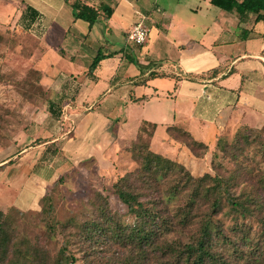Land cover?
I'll return each mask as SVG.
<instances>
[{
	"label": "crops",
	"instance_id": "0c3cea01",
	"mask_svg": "<svg viewBox=\"0 0 264 264\" xmlns=\"http://www.w3.org/2000/svg\"><path fill=\"white\" fill-rule=\"evenodd\" d=\"M12 1L35 41L27 57L47 99L16 155L0 163L1 211H45L60 178L113 176L143 123L156 125L151 151L187 170L181 156L189 160L190 150L169 130L210 153L227 129L264 130V21L256 13L225 12L211 0H83L110 14L89 28L73 17L72 0ZM137 22L148 31L142 46L127 40ZM98 50L115 55L89 73Z\"/></svg>",
	"mask_w": 264,
	"mask_h": 264
},
{
	"label": "trees",
	"instance_id": "16d2710c",
	"mask_svg": "<svg viewBox=\"0 0 264 264\" xmlns=\"http://www.w3.org/2000/svg\"><path fill=\"white\" fill-rule=\"evenodd\" d=\"M210 5L225 12L235 11L239 15L254 12L257 14L256 21H264V0H211ZM70 6L73 17L86 22L89 28L97 22H107L110 15L101 16L100 9L86 5L83 0H72ZM114 55L113 52L98 50L89 66V73L96 69L100 61ZM127 60L141 68L134 58L128 56ZM155 129L156 125L142 124L136 139L130 144L133 159L139 161V166L112 185L113 195L133 218V224H124L122 218L111 211L108 198L99 192L95 193V200L91 203L97 216L82 223L70 219L68 224L77 230V236L84 244L99 247L106 244L105 241L113 240L122 247L135 250L142 262H146L150 254L156 264H237L216 251L217 242L224 240L225 236L214 216L226 205L230 212L245 217L251 214L252 209L261 210L260 201H251L245 195L235 197L229 192L243 185L239 172L228 177H212L208 172L194 176L181 164L153 153L149 140ZM169 131L175 138L177 133L185 137V146L192 153L197 150L208 152L204 144L193 140L187 133L178 129ZM254 132L256 130L246 127L237 129V135L246 142L249 139L247 135ZM143 136L146 141H143ZM215 148L225 151L226 144L221 136ZM212 155L215 156L214 151ZM61 181V178L58 179L52 188ZM168 182L169 188L164 189ZM258 186L264 192V180ZM50 212L51 206L36 216L46 217ZM13 213L21 214L15 209L0 210V264H75L76 258L67 251L68 241L62 243L60 251L52 258L46 250L20 236ZM259 222L264 243V218ZM174 234H186V242L172 239ZM250 260L252 264H264V251Z\"/></svg>",
	"mask_w": 264,
	"mask_h": 264
},
{
	"label": "rangeland",
	"instance_id": "374dc122",
	"mask_svg": "<svg viewBox=\"0 0 264 264\" xmlns=\"http://www.w3.org/2000/svg\"><path fill=\"white\" fill-rule=\"evenodd\" d=\"M15 5L12 0H0V163L16 155L21 136L33 124L38 108L47 99L46 92L38 86V72L30 66L27 57L35 41L21 28ZM247 136L249 139L246 142L237 135L236 129H227L221 135L226 144L225 151L213 147L215 156L204 150L187 152L189 160L181 156L194 176L208 172L212 177H228L239 172L242 176L239 180H244V183L229 192L235 197L245 195L251 201H260L261 210L252 209L251 214L245 217L230 212L226 205L214 216L225 236L224 240L217 242L216 251L237 264H252L250 259L264 251L259 222L264 218V192L258 186L264 180V130H256ZM236 137L239 139L236 140ZM176 138L185 145V137L177 133ZM143 141H146L145 136ZM132 155V149L128 148L124 162L119 163V172L104 181L93 180L84 184L75 177L70 179V184L52 188L45 204V211L51 206V212L46 217L36 216L41 211L13 213L19 235L46 250L52 258L58 254L62 243L68 241L67 251L76 258L75 264H156L153 255L149 254L148 260L142 262L135 250L122 247L113 240L105 241L106 244L96 248L88 246L77 236V230L68 224L70 219L82 223L97 216L91 208L96 192L108 198L111 211L120 216L124 224H133V218L112 193V185L118 178L138 168L139 161L134 160ZM169 186L168 182L164 189ZM172 239L184 243L187 235L174 234Z\"/></svg>",
	"mask_w": 264,
	"mask_h": 264
},
{
	"label": "built area",
	"instance_id": "2783aa9c",
	"mask_svg": "<svg viewBox=\"0 0 264 264\" xmlns=\"http://www.w3.org/2000/svg\"><path fill=\"white\" fill-rule=\"evenodd\" d=\"M148 37V31L141 22H137L128 32L127 40L131 45L142 46Z\"/></svg>",
	"mask_w": 264,
	"mask_h": 264
}]
</instances>
